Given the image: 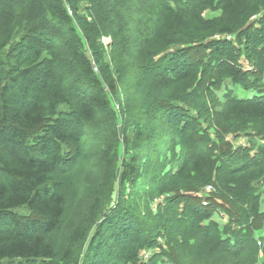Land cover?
Here are the masks:
<instances>
[{"label": "trees", "instance_id": "1", "mask_svg": "<svg viewBox=\"0 0 264 264\" xmlns=\"http://www.w3.org/2000/svg\"><path fill=\"white\" fill-rule=\"evenodd\" d=\"M245 61L264 76V0H0V264H139L159 237L156 264H264V85L198 90Z\"/></svg>", "mask_w": 264, "mask_h": 264}, {"label": "rangeland", "instance_id": "2", "mask_svg": "<svg viewBox=\"0 0 264 264\" xmlns=\"http://www.w3.org/2000/svg\"><path fill=\"white\" fill-rule=\"evenodd\" d=\"M216 16V13H205L206 18H213ZM258 25H256L257 27ZM108 40L105 42L107 43ZM244 45H242L239 48L240 53L243 52ZM193 57L197 61H202L203 63H207L209 60V56L207 53H205L204 50H198L195 54H193ZM249 62H244V75L250 77V80L245 82L242 87L239 85H233L230 82H221L218 78H209L210 74H207L205 76V79L203 80L202 84L198 87L199 91H206L210 92L212 95L215 96L216 102L222 103V99L225 96L226 93L229 91L233 92L235 95H245L246 93H250L251 90L257 89L260 85H264V76L260 78L258 75H253L251 73L254 69L253 66H250ZM251 73V74H250ZM255 87V88H253ZM215 102V103H216ZM189 115L192 116V119L195 120L198 128L200 130H203V132H207L208 136L212 135L210 131L209 122L211 121V113H205V115L202 117L198 114L196 109H189ZM204 139L201 136V139L199 141H202ZM229 143L232 147V151L242 152L244 149H249L250 144L247 143L246 138L243 135L238 136H232L229 137ZM167 158L169 159L170 156L168 155ZM123 159V153L118 154V160L121 162ZM179 164L178 158L176 157V161L174 162L173 166L176 167ZM119 169V166H118ZM207 191H201L197 193H193L192 196L195 198L200 199L202 206L209 205V208H205L206 211H209L210 213H218L213 217V219L223 225L225 224V221L227 220V215L223 213L219 208L216 206H210L209 202L207 201ZM124 196L128 197V201H132L133 194L129 190L124 191ZM194 198V199H195ZM261 204L264 207V194L261 196ZM165 199H168V197L165 198H159L155 201H153L150 204V214L142 215L141 218L145 223H147L148 231H152L154 233H162L164 228L162 227L163 222L165 221L164 211L181 207L180 200L176 199V196L170 197L172 199V203L166 204ZM175 199V200H174ZM189 200V199H187ZM131 205L136 208L135 202L132 201ZM137 209V208H136ZM164 209V210H163ZM264 214V211L262 212ZM262 238L264 242V223L262 224L261 230L257 232ZM170 253V249L166 247L164 241L162 238H157L156 241L149 247H145L139 260V264H156L159 261H163L165 263H169V259L167 258L166 254ZM173 258L178 261L179 257L176 256L172 251ZM261 264V260L260 263Z\"/></svg>", "mask_w": 264, "mask_h": 264}, {"label": "crops", "instance_id": "3", "mask_svg": "<svg viewBox=\"0 0 264 264\" xmlns=\"http://www.w3.org/2000/svg\"><path fill=\"white\" fill-rule=\"evenodd\" d=\"M262 199V198H261ZM264 211V207L263 205L261 204V200H260V212H263Z\"/></svg>", "mask_w": 264, "mask_h": 264}, {"label": "built area", "instance_id": "4", "mask_svg": "<svg viewBox=\"0 0 264 264\" xmlns=\"http://www.w3.org/2000/svg\"><path fill=\"white\" fill-rule=\"evenodd\" d=\"M95 71H96V68H95ZM206 190H207V191H210V188H207ZM259 245H260V244H259Z\"/></svg>", "mask_w": 264, "mask_h": 264}]
</instances>
